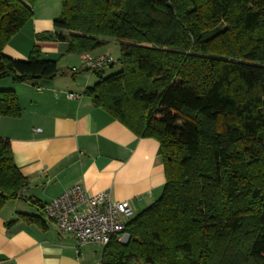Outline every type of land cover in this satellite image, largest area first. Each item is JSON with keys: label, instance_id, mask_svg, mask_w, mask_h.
<instances>
[{"label": "trees", "instance_id": "trees-1", "mask_svg": "<svg viewBox=\"0 0 264 264\" xmlns=\"http://www.w3.org/2000/svg\"><path fill=\"white\" fill-rule=\"evenodd\" d=\"M33 4L0 0V77L38 84L80 73L38 45L25 60L4 53ZM61 8L37 39L63 41L68 53L119 42L120 69L93 70L99 79L84 94L156 139L166 174L161 196L127 220L130 240L112 238L100 264H264V0H61ZM21 114L16 91L0 89V115ZM28 184L0 137V209L23 198L45 210L22 196Z\"/></svg>", "mask_w": 264, "mask_h": 264}, {"label": "crops", "instance_id": "crops-1", "mask_svg": "<svg viewBox=\"0 0 264 264\" xmlns=\"http://www.w3.org/2000/svg\"><path fill=\"white\" fill-rule=\"evenodd\" d=\"M37 4L33 17L6 44L4 53L25 60L38 45L42 56L57 60L60 68L83 70L38 84L16 82L12 74L0 77V89L15 90L22 107L18 117L0 115V137L10 140L14 161L29 180L21 194L46 204L80 184L87 194L108 192L114 201L129 200L138 214L164 189L159 142L138 136L84 94L99 79L86 57L112 56L108 46L68 53L63 41L37 39L36 34L54 30L60 14L58 8ZM111 40L115 39L107 43ZM21 213L39 217L44 226L20 217ZM103 250L98 243L79 246L74 234L61 231L45 210L23 198L0 209V264H100Z\"/></svg>", "mask_w": 264, "mask_h": 264}, {"label": "built area", "instance_id": "built-area-1", "mask_svg": "<svg viewBox=\"0 0 264 264\" xmlns=\"http://www.w3.org/2000/svg\"><path fill=\"white\" fill-rule=\"evenodd\" d=\"M86 61L91 70H100L114 58L108 54L89 55ZM45 212L61 231L74 234L79 246L90 243L105 246L112 238L122 243L130 240L125 224L134 215L131 204L129 200H112L108 192L91 195L76 184L46 203Z\"/></svg>", "mask_w": 264, "mask_h": 264}, {"label": "rangeland", "instance_id": "rangeland-1", "mask_svg": "<svg viewBox=\"0 0 264 264\" xmlns=\"http://www.w3.org/2000/svg\"><path fill=\"white\" fill-rule=\"evenodd\" d=\"M36 2H39L37 6H39L40 8L43 7L42 5L46 4L48 7L58 8L61 13V0H34L33 7L35 6ZM106 46H108V48L111 50L110 52L112 53V57L114 58L115 63L112 66L103 67L104 69L102 70V74L105 76L114 73L120 69V65L117 63V59L119 58L121 53L120 45L117 40L109 41L108 43H106Z\"/></svg>", "mask_w": 264, "mask_h": 264}]
</instances>
